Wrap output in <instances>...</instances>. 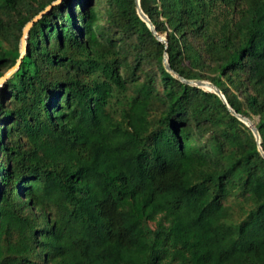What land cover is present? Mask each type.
Instances as JSON below:
<instances>
[{"label": "trees", "instance_id": "trees-1", "mask_svg": "<svg viewBox=\"0 0 264 264\" xmlns=\"http://www.w3.org/2000/svg\"><path fill=\"white\" fill-rule=\"evenodd\" d=\"M58 0H0V78ZM64 0L0 89V264H264V0ZM250 202L237 222L231 205ZM231 222V223H230Z\"/></svg>", "mask_w": 264, "mask_h": 264}, {"label": "water", "instance_id": "water-1", "mask_svg": "<svg viewBox=\"0 0 264 264\" xmlns=\"http://www.w3.org/2000/svg\"><path fill=\"white\" fill-rule=\"evenodd\" d=\"M62 1H64V0H58V1L54 2L52 5L48 6L43 12H41L38 16H36L31 22H29L26 25V27L24 28V31H23V36L21 38V57L18 60V63L14 67H12L4 76H2L0 78V89L2 88L4 83H6V81H8L9 78L19 69V67H20V65L22 63V60L25 57V55L27 53V50H28V42H27V40H28L29 32H30V29L32 28V26L44 14L49 12L54 6L60 4ZM136 5H137V11H138V14H139L140 18L148 25V27L153 32V34L156 36V38L159 41H162L167 46L168 45L167 38L158 34L154 24L152 23L150 18L142 10L140 0H136ZM164 63H165V66H166L167 70L170 73H172L177 79L182 81L183 83H186V84H189V85H192V86H197V87L203 88V89H205V90H207L209 92H214L215 94H217L221 98V100L224 102V104L228 107V109L231 112V114L236 116L238 119H240L243 123H245L252 130V132L255 135L259 151H260L261 155L264 157V150H263V147L261 145V137H260L259 131H258L257 127H256V124L252 120H250V119L238 114L235 110H233L232 107L229 105L224 93L216 85H214L213 83L208 82V81H198V80H186V79H184L183 77H181L175 71L172 70V68L170 66V63H169V57H168L167 53H165V56H164Z\"/></svg>", "mask_w": 264, "mask_h": 264}, {"label": "rangeland", "instance_id": "rangeland-1", "mask_svg": "<svg viewBox=\"0 0 264 264\" xmlns=\"http://www.w3.org/2000/svg\"><path fill=\"white\" fill-rule=\"evenodd\" d=\"M239 204L240 203L231 205L232 211L229 216V221H231L232 223L239 221L250 209V202L245 201L241 204L242 206H238Z\"/></svg>", "mask_w": 264, "mask_h": 264}]
</instances>
